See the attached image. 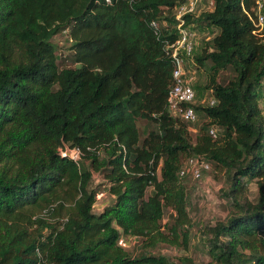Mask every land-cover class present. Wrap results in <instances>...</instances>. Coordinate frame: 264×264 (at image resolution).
I'll use <instances>...</instances> for the list:
<instances>
[{
  "label": "trees",
  "instance_id": "trees-1",
  "mask_svg": "<svg viewBox=\"0 0 264 264\" xmlns=\"http://www.w3.org/2000/svg\"><path fill=\"white\" fill-rule=\"evenodd\" d=\"M181 1L0 0V264H173L150 249L187 245L184 157L228 181L231 208L207 228L206 264H264V30L253 31L254 0L183 15L217 29L194 56L208 61L212 102L192 104L203 119L191 137L190 121L166 107L162 40L176 34ZM64 29L71 64L59 66L51 37ZM138 119L150 124L142 133ZM93 171L111 196L98 212ZM134 236L133 255L117 241Z\"/></svg>",
  "mask_w": 264,
  "mask_h": 264
},
{
  "label": "rangeland",
  "instance_id": "rangeland-1",
  "mask_svg": "<svg viewBox=\"0 0 264 264\" xmlns=\"http://www.w3.org/2000/svg\"><path fill=\"white\" fill-rule=\"evenodd\" d=\"M210 7V0H199L194 7V15L204 9H210ZM188 26L192 32L191 41L193 48L191 56L186 58L185 63L186 67L194 73L192 81L195 92L193 105L207 104L212 99L211 93L209 89L203 88L202 85L205 82L208 61L205 60L203 64H200L195 60L194 56L205 46L206 42L217 29L192 23ZM51 41L55 44L56 52L59 56L57 61L58 65H70V49L68 48L70 39H68L66 30L64 29L55 33L51 37ZM230 74V69L224 68L218 71L217 77L219 80L224 81ZM202 119V115L196 111V119L188 122V130L191 137H193L196 126ZM136 124L140 133L143 132L144 128L146 129L150 126V124L143 119H138ZM69 153L74 156L73 152L69 151ZM185 161V157L182 158V165L180 168L183 170L179 172L178 175L185 186V209L190 217L187 245L186 247H181L159 243L155 248L150 250L152 253L165 255L173 264H185L183 262L184 257L191 259L194 264H206L209 261V256L204 243L210 234L207 228L212 226L217 220L222 219L231 208V205L224 195L228 187V181L221 172L213 169V165L210 162H208V168L201 171L200 176L193 177L189 170L185 169ZM90 185L96 188L92 211L98 212L111 200V196L106 191L107 182L101 177L100 173L93 171ZM150 188V185L146 187L145 195L149 193ZM243 191L247 198L251 200L255 199L257 190L253 180H246ZM170 212V209L164 210L162 222L169 220ZM123 246H125L131 254H136L139 250L138 238L135 236L129 238L124 242Z\"/></svg>",
  "mask_w": 264,
  "mask_h": 264
},
{
  "label": "built area",
  "instance_id": "built-area-1",
  "mask_svg": "<svg viewBox=\"0 0 264 264\" xmlns=\"http://www.w3.org/2000/svg\"><path fill=\"white\" fill-rule=\"evenodd\" d=\"M198 1L199 0H184L175 6L174 18L176 20V34L171 40L168 38H163L162 40V46L165 53L169 56L172 65V82L166 94V107L172 115L179 116L189 121L196 119V114L194 108L192 107L195 96V92L192 87L194 73L186 67L185 62L186 58L191 56L193 44L191 41L192 32L188 24L184 23L185 19L183 15L185 13L192 12ZM250 18L254 26L253 31L261 32L264 30V0H254V6ZM150 23L156 31V22L151 21ZM211 102L212 99L209 103ZM260 107L264 114V94L262 100H260ZM208 133L211 136H214L215 128L210 127L208 129ZM71 150L74 154V156L72 155L71 157L76 158L77 150L74 148H71ZM61 153L63 154L64 151H61ZM185 164V169L189 170L191 176L193 177L200 176L201 171L207 169L209 166L205 160L197 157L186 158ZM182 170L183 169L180 168L178 173ZM117 242L122 246L124 245V240L121 237Z\"/></svg>",
  "mask_w": 264,
  "mask_h": 264
},
{
  "label": "water",
  "instance_id": "water-1",
  "mask_svg": "<svg viewBox=\"0 0 264 264\" xmlns=\"http://www.w3.org/2000/svg\"><path fill=\"white\" fill-rule=\"evenodd\" d=\"M69 151H71V152H72V150H70V149L66 148V149L64 150V153H63V154H66V155L72 156V154H71V153H69Z\"/></svg>",
  "mask_w": 264,
  "mask_h": 264
}]
</instances>
